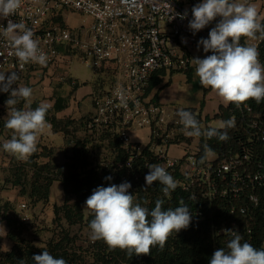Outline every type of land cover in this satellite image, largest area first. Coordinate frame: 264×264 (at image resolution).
<instances>
[{
	"label": "built area",
	"instance_id": "1",
	"mask_svg": "<svg viewBox=\"0 0 264 264\" xmlns=\"http://www.w3.org/2000/svg\"><path fill=\"white\" fill-rule=\"evenodd\" d=\"M185 10L175 0H23L22 7L9 19L23 22L34 32L48 62L46 66H21L8 39L0 34V73L16 72L21 78L45 72L70 57L78 58L95 72H111L109 86L104 84L92 99L90 123L114 133L121 147L134 156L142 146L131 141L129 131L143 127L151 130L155 142L150 150L169 173L178 167L181 176L174 177L177 189L198 201L192 214L210 223L213 252L226 248L232 238L225 229L238 231L243 241L264 248L263 116L247 104L240 108L247 137L239 141L236 152H229L220 161L207 158L200 163L196 150L183 143L180 159L167 155V147L173 144L169 143L172 129L179 127L184 131L183 126L178 110L167 108L150 96L149 85L154 76L164 80L167 75L188 70L194 48L207 35L202 31L193 35L188 27V10L186 19H172L175 13ZM66 13L85 17L86 21L70 27L64 20ZM0 26L6 27L7 20L1 19ZM120 89L126 95L123 102L117 95ZM191 113L202 123L199 113ZM19 208V219L28 221L29 207L22 203ZM93 243L89 236L78 237L76 253L86 264H102L93 261L94 255L104 252L91 250ZM119 263L145 264L122 260Z\"/></svg>",
	"mask_w": 264,
	"mask_h": 264
},
{
	"label": "clouds",
	"instance_id": "2",
	"mask_svg": "<svg viewBox=\"0 0 264 264\" xmlns=\"http://www.w3.org/2000/svg\"><path fill=\"white\" fill-rule=\"evenodd\" d=\"M23 0H0V19L7 20V26H0V34L8 39L13 54L21 66L34 63L46 66L47 54L39 47L34 32L23 22H13L9 17L22 7ZM188 12L175 13L174 19L187 18ZM192 19L188 23L193 35L203 30L213 21L218 22L208 33V38L198 41L204 53L211 52L204 58L194 57L195 73L204 88H211L225 103L237 108L249 100L260 103L264 100V64L259 60L258 48L241 44V38L248 40L264 39V23L253 4L238 0H202L191 9ZM187 43L186 38H182ZM19 76L16 72L0 73V92L10 93L5 101L8 118L5 127L12 131L11 139L3 142V150L19 160L27 161L38 150L39 139L51 124L46 116L47 103H41L35 109L20 110L15 106L21 101L31 99L33 89L27 86L13 87ZM117 95L123 102L126 95L123 89ZM186 135L209 138L217 136L221 141L229 139L227 131L216 128L203 130L195 115L190 111L177 112ZM234 119L222 121L220 128H234ZM211 149L205 146L200 163H204ZM145 175L146 187L159 182L162 192L169 196L178 187V182L159 164H150ZM111 180L112 177H105ZM131 183L124 181L117 184L103 185L92 190L84 202V211L92 217L88 224L89 239L103 241L109 251L121 250L131 258L133 255H151L154 247L163 250L173 234L187 229L192 222L189 207L180 202L175 208H163L164 201L157 199L155 207L149 210L136 201L129 192ZM147 203V202H145ZM232 238L226 248L216 249L209 264H264V248H256L243 241L238 231L225 229ZM243 241V242H242ZM34 264H67L65 259L56 258L48 251L32 256ZM23 264V261H21Z\"/></svg>",
	"mask_w": 264,
	"mask_h": 264
},
{
	"label": "trees",
	"instance_id": "3",
	"mask_svg": "<svg viewBox=\"0 0 264 264\" xmlns=\"http://www.w3.org/2000/svg\"><path fill=\"white\" fill-rule=\"evenodd\" d=\"M261 22L264 23L263 20ZM201 38H208V34ZM241 44H245V38H241ZM256 47L259 51V60L264 64V39L259 38ZM103 70L96 71V73H101ZM189 70L190 68L184 73ZM187 79L190 80L189 72L187 73ZM162 82L163 80L154 76L150 81L149 91L161 85ZM103 84L102 78H98L95 82V90L101 89ZM167 84L168 82L162 87ZM73 85L77 87V84L74 83ZM8 97L6 93L0 95V104L5 103ZM93 97L94 93L92 99ZM153 98L157 99L156 94ZM202 103L203 101H201V105ZM23 104L24 101L21 100L15 107L21 110ZM245 104L264 117V100L260 103L249 100L239 108L233 104H228L226 107L220 106L219 112L215 116L222 121L229 119L235 121L234 128L218 129L227 131L229 136L227 141H221L217 136L211 138L206 135L190 137L184 135V131L176 127L172 129L173 137L169 143H183L191 147V149L196 150L199 160L204 155L205 146H207L211 149L210 153L215 155V161L222 160L229 152H236L240 147L239 141L247 137L248 129L240 119L239 113L240 108H244ZM37 106V104H31L30 108L35 109ZM65 106L64 99L56 98L53 107L47 112L46 119L51 124L54 133H61L67 139L70 144L69 155L65 157L62 163H53L50 160V149L39 141L38 150L27 161L21 160L22 163H18L16 166L14 164L19 159L13 158L10 161L11 164L6 167L8 174L4 181L2 180L6 186L0 187V189H5L7 186L16 188L18 200L24 203V197H26L34 206L47 203L50 200L52 184L59 181L63 192L62 204L53 205V222L60 224L63 221L68 226L83 224L88 228L92 217L90 215L85 217L83 207L92 190L101 185L105 187L113 183L119 185L124 181L131 183L132 187L129 192L135 195L137 202L149 210L155 207L157 199L164 201V209L180 206V202L183 201L192 214L198 201L191 199L188 194L179 189L176 188L169 196L163 194L161 190L163 186L159 182L145 189V175L149 171L148 166L150 164L162 166V160L158 159L150 150V146L155 142L154 139H151L147 145L142 146L140 152L134 156V154H130L121 147L114 133L93 126L90 123L91 116L78 120L56 119L54 113L62 110ZM5 110L0 108V136L4 140H8L11 139L12 131L4 126L6 120L1 119V114ZM189 111L193 112L194 110ZM202 129L207 130L211 127ZM2 145L3 143L0 141V150L4 151ZM130 156H132L131 159H129ZM170 174L173 177L181 176L178 167ZM108 176H111L112 179L106 180L105 177ZM18 215L19 211L16 210L14 203L0 199V222L5 223L7 228L6 238L11 244L8 250L3 251L0 237V264H21V261H23V264H34L32 256L45 250L56 258L62 257L67 261V264H86L84 258L76 253L78 250L75 247L76 239L70 236L68 230L60 228L59 233L53 235L45 246L37 247L32 241L23 236L25 227ZM212 243L208 220H200L192 214L191 225L177 235L173 234L163 250L154 247L151 255H133L129 258L125 251L119 249L109 251L103 241H96L89 248L104 251L93 257L95 263L102 261V264H120V260L131 263L142 261L145 264H209L213 254ZM217 244H220L219 240Z\"/></svg>",
	"mask_w": 264,
	"mask_h": 264
},
{
	"label": "crops",
	"instance_id": "4",
	"mask_svg": "<svg viewBox=\"0 0 264 264\" xmlns=\"http://www.w3.org/2000/svg\"><path fill=\"white\" fill-rule=\"evenodd\" d=\"M175 1L181 7L188 10L191 19H192L191 9L195 4L202 2V0H196V1L175 0ZM238 2L255 5L258 10L260 20L264 21V0H238ZM74 15L76 14L66 13L64 15L65 16L64 20L67 23V25H69L70 27L79 26V25L77 26L76 24H70L68 22V19ZM217 22L218 21H213L211 24H209L201 31L208 34L210 29L214 27ZM258 43H259V38L256 40H248L247 38H245L246 45H252L256 47ZM72 59L73 57H70L67 60H64L63 62L59 63L58 65H55L54 67H50L45 72H34L31 75H25L19 78L16 81V84L13 85V87L27 86L33 89V94L31 99L28 101H24L21 110L28 109L31 104H37L39 106V104L41 103H47L50 109L53 107L56 98H61L65 100L66 106L62 110L54 113L56 119L78 120L83 117H88V116L90 117L94 112L93 104H92V95L93 93L95 95V92L99 91V89L95 90L96 79L92 82H81V83H79L76 79H73L66 71V67L71 63ZM188 72L190 74V80L187 79ZM188 72L184 73L186 75V82H190L192 80L193 68L191 66ZM102 73H104V71ZM167 82L168 84L162 87V85L166 83L163 80L161 85L154 87L151 90L150 96L153 97L156 94L157 96L156 100L159 103H165L162 100L160 93L164 90V88L168 87L171 84L170 79ZM33 83H35L36 85L33 86L30 85ZM74 83L77 84V87L73 85ZM103 83L105 84L104 80ZM155 88H157V91L153 94ZM6 94L7 96L10 95V93H6ZM85 98L90 99V106H91L90 110L86 112L83 110L81 105L82 100ZM201 101H203L202 105H201ZM2 105H6V104L5 103L0 104V108H3ZM200 105L201 108L200 110H198V112L200 113V117L202 119L201 127L202 128L211 127V128L221 129L216 124L219 123L221 125L222 120L217 118L215 115L219 112L220 106L226 107L228 104L225 105L222 99L211 88H207L203 91L202 98L200 100ZM9 111L10 109H7L6 107L5 112L1 114V119L7 120ZM129 134L131 141L141 146H145L151 141V130L148 127L131 129L129 131ZM0 141L3 143L6 140H4L2 136H0ZM39 141L42 143V145H45L50 149L51 152L50 160L53 163L56 164L62 163L65 160V157L70 153V144L67 142V139L61 133H54L51 128L47 129L45 133L41 135ZM167 155L174 159H180L183 156V146L181 144H172L168 146ZM13 158L17 159L15 156L0 150V171L6 169L8 163ZM6 188L0 189V199L7 200L11 203H14L15 206H19L22 202L18 200L17 189L13 187L10 188V189L12 188L16 189L14 193L13 190H7ZM54 189L60 190V194L62 197L63 194L62 186L59 181H56L52 184L51 193L53 192ZM6 232H7V228L5 223L0 222L1 243L4 245L3 248H5L3 251L8 250L11 245L6 238Z\"/></svg>",
	"mask_w": 264,
	"mask_h": 264
},
{
	"label": "rangeland",
	"instance_id": "5",
	"mask_svg": "<svg viewBox=\"0 0 264 264\" xmlns=\"http://www.w3.org/2000/svg\"><path fill=\"white\" fill-rule=\"evenodd\" d=\"M86 19L82 16L74 15L71 18L68 19V22L70 24H76L77 26L85 23ZM198 45V43H197ZM194 48L192 55L194 57H200L204 58L206 55H210V53H204L202 45L199 47ZM191 67L193 68V75L192 80L190 82H186V75L184 72H177L173 73L171 75H167V77L164 79V82H167L169 79L171 80V84L164 88V90L160 93L162 100L165 103H160L161 105L175 110H194L195 112L199 113L198 110H200V100L202 98L203 91L207 88H204L199 81V77L195 73V64L192 61ZM66 71L68 74L73 78L76 79L79 83L81 82H92L95 79L102 78L105 81V86H109L110 79L112 78L111 74L108 72L104 73H96L92 68L88 67L84 62H81L78 60V58L73 57L71 63L66 67ZM38 83V82H37ZM165 84V83H164ZM163 84V85H164ZM30 85H36L35 83ZM15 87V86H14ZM157 91V88L154 89L153 94ZM4 92H0V95H2ZM83 110L89 111L90 106V99L85 98L81 102ZM3 108L6 109V105H2ZM197 110V111H196ZM200 114V113H199ZM218 127H220V124H216ZM209 159L214 160L215 155L209 154ZM21 160L15 162V166L18 165V163ZM17 163V164H16ZM11 164L10 162L8 163ZM7 166V167H8ZM8 174L7 169H3L0 171V187L6 186L2 180L4 181L6 175ZM10 186H7V190H13L14 193L16 189H10ZM25 201L24 203L29 207V219L28 221H22L24 224V232L23 236L37 247H43L48 242V240L53 236L59 233L60 228L68 230L71 237H75L77 239L78 237H88L89 236V229L84 226L83 224H76L73 226H68L63 221L60 222V224L54 223L53 218V205H61L62 204V197L60 194V190L54 189L51 193L50 200L47 203L44 204H36L32 205L29 200L24 197ZM16 210L19 211L20 215V208L19 206H15ZM85 217L88 215L84 211ZM18 215V216H19ZM60 225V226H59ZM58 237V235H57ZM4 245L1 243V248H3ZM76 247V246H75Z\"/></svg>",
	"mask_w": 264,
	"mask_h": 264
}]
</instances>
